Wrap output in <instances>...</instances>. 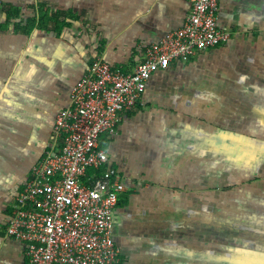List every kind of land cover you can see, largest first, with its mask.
I'll use <instances>...</instances> for the list:
<instances>
[{"label":"crops","instance_id":"1","mask_svg":"<svg viewBox=\"0 0 264 264\" xmlns=\"http://www.w3.org/2000/svg\"><path fill=\"white\" fill-rule=\"evenodd\" d=\"M1 1L24 19L38 2L71 13L59 33L0 29V264H25V243L7 233L12 207L58 150L73 85L96 57L133 72L192 0ZM218 18L231 38L154 72L101 137L124 186L114 230L124 264H264V0H219Z\"/></svg>","mask_w":264,"mask_h":264},{"label":"built area","instance_id":"2","mask_svg":"<svg viewBox=\"0 0 264 264\" xmlns=\"http://www.w3.org/2000/svg\"><path fill=\"white\" fill-rule=\"evenodd\" d=\"M218 5L192 0L183 26L150 46L133 72L96 57L73 85L70 104L55 120L58 150L33 166L12 207L7 233L25 243V264H124L114 239L124 186L101 137L116 133L121 114L137 106L154 72L231 38L219 26ZM101 167L100 176H88L90 168Z\"/></svg>","mask_w":264,"mask_h":264},{"label":"trees","instance_id":"3","mask_svg":"<svg viewBox=\"0 0 264 264\" xmlns=\"http://www.w3.org/2000/svg\"><path fill=\"white\" fill-rule=\"evenodd\" d=\"M31 6L34 8V15L24 19L22 17V11L18 6L0 0V20L2 16L6 18L5 22L0 21V29H6V23L8 25H14L15 31L26 34L34 30L54 31L59 33L63 26L67 24L66 17H71L69 11H51L48 2H38L36 5L34 4ZM121 71L128 73L124 70ZM104 171L105 167L99 169L90 168L88 170V176H100ZM83 181L87 182V177L83 178Z\"/></svg>","mask_w":264,"mask_h":264}]
</instances>
